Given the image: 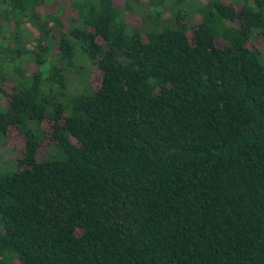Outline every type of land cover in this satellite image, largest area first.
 Masks as SVG:
<instances>
[{
    "label": "trees",
    "instance_id": "trees-1",
    "mask_svg": "<svg viewBox=\"0 0 264 264\" xmlns=\"http://www.w3.org/2000/svg\"><path fill=\"white\" fill-rule=\"evenodd\" d=\"M0 264H264V0H0Z\"/></svg>",
    "mask_w": 264,
    "mask_h": 264
},
{
    "label": "rangeland",
    "instance_id": "rangeland-1",
    "mask_svg": "<svg viewBox=\"0 0 264 264\" xmlns=\"http://www.w3.org/2000/svg\"><path fill=\"white\" fill-rule=\"evenodd\" d=\"M237 3H239V4H242L243 3V1L244 0H235ZM248 2H251V0H248ZM75 65H76V67L78 68L79 66H85V65H88L87 63H86V61L84 60V59H82V60H79V61H77V60H75ZM92 71H93V74H92V76H91V80L92 81H94L95 79H97L98 78V76H97V73H98V71H97V73H96V69H94V68H92ZM73 72V71H72ZM71 73V72H70ZM69 73V74H70ZM71 78H72V80H71V82H69V88L71 89V90H78V88H79V86H80V83H78L77 81H76V75L74 74V73H71ZM12 168V165L9 167V169H11Z\"/></svg>",
    "mask_w": 264,
    "mask_h": 264
}]
</instances>
